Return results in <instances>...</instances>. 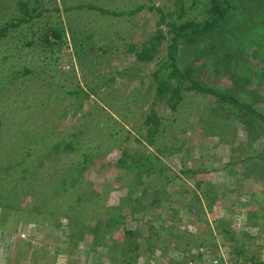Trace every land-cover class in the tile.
<instances>
[{"label": "rangeland", "instance_id": "obj_1", "mask_svg": "<svg viewBox=\"0 0 264 264\" xmlns=\"http://www.w3.org/2000/svg\"><path fill=\"white\" fill-rule=\"evenodd\" d=\"M22 1L28 0H0V27L18 15ZM29 1L35 18L0 42V264H89L73 237L71 217L88 213H77V200L86 204L80 211L97 208L86 224L103 222L108 230L117 222L107 214L124 197H138L144 207L122 224L139 230V244H149L135 250L139 264H160L161 257L167 264L175 255L194 264L191 257L204 249L223 264H246V258L264 264V123L258 119H264V0H235L219 29L178 47L185 48L178 55L180 69L254 108L241 116L231 104L184 84L176 110L160 101L153 74L166 61L168 28L158 25L154 11L126 14L147 6L146 0ZM209 2L149 5L171 14L166 22L180 23L203 19ZM158 31L165 37L158 53L139 64L131 48H142ZM76 48H83L78 58ZM152 112L161 119L154 145L146 143L144 125ZM61 143L70 149L48 151ZM145 152L170 170L175 186L165 191L153 173L142 183L149 182L145 190L139 185L143 160L136 159ZM3 167H9L7 175ZM158 192H165L158 206L148 208ZM112 228L107 236L119 244L122 232ZM225 231L237 246L244 243L243 256L229 254Z\"/></svg>", "mask_w": 264, "mask_h": 264}, {"label": "trees", "instance_id": "obj_2", "mask_svg": "<svg viewBox=\"0 0 264 264\" xmlns=\"http://www.w3.org/2000/svg\"><path fill=\"white\" fill-rule=\"evenodd\" d=\"M146 5H140L136 7L134 10H131L127 12L126 14L129 16H136L138 13H140L143 10H146L148 12L154 11L158 13L159 15V24H163L168 28V48H167V56L166 61L162 65L159 71L155 72L153 74V80L156 85V93L157 97L160 99V101H165L167 106L170 107L173 111L176 110V107L179 102H181V91L182 86L187 87L188 90H192L197 94H203L212 96L216 99V101L220 103H228L231 104L235 109H237L241 114V110H246L248 114H253L255 111L254 108L240 104L237 100L232 99L231 97H226L224 94L220 91H217L211 87H206L204 85L199 84L195 79L193 78L192 70L190 69H184L179 67L178 63V55H182L183 50L178 48L180 44L184 43L188 46L195 45V43L198 41L199 38H202L204 36H207L213 32H215L219 27H221L225 21V17L229 13V11L232 10L233 3L235 0H210L209 2V8L206 13V15L203 17V19L199 20L196 18H187L184 21L177 23L176 21H172L170 23L166 22V19L171 16V14H163L162 10L150 8L149 3L151 0H146ZM82 8H76L75 10H81ZM95 11H99L101 14L105 15H112L109 12L103 11V9H96V8H90ZM72 10V8L70 9ZM18 15L14 16V19L9 25H3L0 27V42L3 41L10 29H16L19 25L27 24L29 21L35 18V9H33L30 5V1H22L18 4ZM125 13H118L113 14L115 17H122ZM182 17V14L179 18ZM43 39L48 44L51 43L48 39V35H44ZM61 38H59L60 42ZM165 40V37L163 35V32L158 31L157 37H152L148 43L142 46L140 49L131 48L130 52L135 54V58L139 64H148L152 62L156 54L158 53V45L160 41ZM52 44V43H51ZM50 44V45H51ZM189 50L193 48H188ZM83 51V48H76L75 49V56L78 58V54ZM18 76H20L19 73H17ZM177 81V85L174 87L172 81ZM77 92H74L73 95H75ZM251 111V113H250ZM240 116L238 118H240ZM258 119L262 120L264 123V119H262L260 116H258ZM242 121V120H241ZM145 128L147 129V139L146 143L153 144L155 143L156 135L159 133L160 126H161V119L156 115V113L152 112L149 116L146 117L145 120ZM251 134L255 131L254 129H247ZM253 131V132H252ZM256 133V132H255ZM51 152H58L60 154L66 152V149H70L68 145H65L64 143L61 144H54L53 146H50ZM56 154V153H53ZM59 154V155H60ZM57 155V154H56ZM137 162L139 160H143L141 163L138 164L137 170H138V179L140 178L142 185L143 181L149 177L150 174L153 173V175L157 176L156 181H158L165 191L168 187V185L171 183L175 186V180L177 178L172 174L170 176L169 169L163 165V163L158 160V158L151 156V154H145L143 156H140L138 159H136ZM248 160H252V158H248ZM261 161L264 163V157L261 158ZM126 159L122 161L123 164H126ZM133 162V160H131ZM134 162H136L134 160ZM145 162H154V165H151V167H145ZM262 163V164H263ZM2 172H6V175L8 172H10L9 167L1 168ZM182 174L184 176H190L186 171H182ZM190 174V173H189ZM23 179V174L21 177L18 178V181ZM25 179V178H24ZM16 182V185H18L19 182ZM139 181V180H138ZM169 181L168 184L165 182ZM13 182H9L11 184ZM149 184V182H147ZM147 184L144 183L143 189L145 190L147 187ZM17 188V186H16ZM165 192L163 193H156L153 197V200L151 203L147 206L148 208L158 206L159 202L158 199L160 196H163ZM4 198V196H3ZM2 199V197H0ZM264 200V199H263ZM78 212L84 215V212H88L92 215L91 219L88 218L85 214L82 218L78 216V214L74 217H71V221L75 224V228H73V237L75 238V242L79 244L81 247V256L83 257V260L85 262L88 261L89 264H139V257L137 254H135V250L140 249L144 244L146 246L148 243L139 244L136 239L139 238L138 231L139 230H133V229H127L125 226L123 227V221L126 220V217L129 215H135L137 212L143 211L144 207H142V203L140 202L139 198L137 197H124L114 208L110 210L111 220L116 221L114 226V231L116 232L117 229L122 232V240L119 244H117L114 240H110L109 233L113 231V226L109 228L108 230L105 229L103 226V222H97L94 221V224L91 225L86 224L85 220H95V214L94 211L96 208L95 205L90 204L87 210L80 211L81 208L85 207V205L80 204L81 200L78 199ZM5 200H3L4 205ZM255 205L259 207L261 206L260 202L254 201ZM264 203V202H263ZM262 203V204H263ZM1 205V203H0ZM193 204L192 202H188V207H191ZM11 208V206H8V208ZM130 213V214H129ZM261 213V212H260ZM130 221V220H129ZM98 223V224H97ZM70 225V223H69ZM122 225L120 228L119 226ZM104 229V231H103ZM114 232V233H115ZM208 237L214 238L212 233H208ZM226 237L224 238V242H226L230 246V252L229 254L234 256L237 255L238 257L243 256L245 251L243 249L244 243H240L239 246L235 244L237 241L235 238H233V233L231 231H225ZM171 233H168L166 237L171 236ZM201 234L195 235L198 237ZM183 237V236H182ZM181 237V238H182ZM108 240L113 242L112 247L108 244ZM177 240V239H176ZM168 243V242H166ZM175 244V241L172 242ZM149 245V244H148ZM203 246V244H202ZM241 246V247H240ZM214 247V246H213ZM242 248V249H241ZM168 249V248H167ZM166 249V250H167ZM173 249V248H172ZM151 253L153 250L150 251ZM171 253V252H170ZM135 254V255H133ZM174 254V253H173ZM175 255V254H174ZM165 257V256H163ZM233 259V258H232ZM248 259V261H247ZM161 262L160 264H164V258L159 259ZM188 260V259H187ZM203 260V261H202ZM217 261L218 264H223L220 257L217 255V253H211L209 250H203V252H198V255L191 257V261L195 262H203V264H209L212 261ZM245 263H253L252 258H246ZM84 262V263H85ZM205 262V263H204ZM235 262V259L233 260ZM236 263V262H235ZM167 264H186V261L184 259H180L178 256L175 255L174 258L167 259ZM202 264V263H200Z\"/></svg>", "mask_w": 264, "mask_h": 264}, {"label": "built area", "instance_id": "obj_3", "mask_svg": "<svg viewBox=\"0 0 264 264\" xmlns=\"http://www.w3.org/2000/svg\"><path fill=\"white\" fill-rule=\"evenodd\" d=\"M209 264H218V262L214 260V261L210 262Z\"/></svg>", "mask_w": 264, "mask_h": 264}]
</instances>
